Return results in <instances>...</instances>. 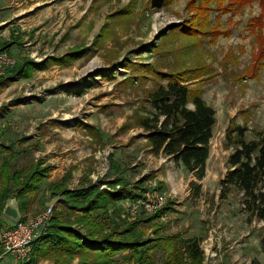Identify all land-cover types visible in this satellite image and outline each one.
I'll list each match as a JSON object with an SVG mask.
<instances>
[{
    "label": "rangeland",
    "instance_id": "obj_1",
    "mask_svg": "<svg viewBox=\"0 0 264 264\" xmlns=\"http://www.w3.org/2000/svg\"><path fill=\"white\" fill-rule=\"evenodd\" d=\"M129 2L0 0V46L14 42L16 55L23 56L19 61L9 48L2 49L15 64L0 76V164L5 160L8 173L21 177L38 161L48 167L42 188L29 196L28 216L50 203L53 212L61 209V195L52 196L47 184L62 181L67 172L68 188L99 182L100 189L112 183L117 189V177L133 183L149 176L148 193L165 197L169 210L165 221L138 226L145 238L198 236L203 264H264V223L248 221L240 193L231 190L219 197L233 150L225 138L230 120L247 127L246 138L264 129V68L257 76L250 74L256 46L247 29L248 19L259 13L257 2L236 14L213 10L209 28L230 29L215 41L178 29L185 22L192 25L188 0L152 8L136 0L132 19L108 18ZM217 14L220 19H214ZM25 59L39 65L27 77L13 74ZM4 73L21 80L13 82ZM178 73L216 112L200 180L149 152L136 123V117L150 112L147 92L166 83L165 75ZM111 154L123 169L118 176L109 168ZM191 181L199 186L197 195ZM153 223L164 229L157 233ZM149 254L156 262L165 256L162 249Z\"/></svg>",
    "mask_w": 264,
    "mask_h": 264
},
{
    "label": "trees",
    "instance_id": "obj_2",
    "mask_svg": "<svg viewBox=\"0 0 264 264\" xmlns=\"http://www.w3.org/2000/svg\"><path fill=\"white\" fill-rule=\"evenodd\" d=\"M135 1L130 0L127 6L115 9L108 18L132 19ZM172 1L143 0V8L160 4L166 6ZM254 2L258 4L259 13L248 19L247 29L253 34L256 46L251 57L250 74L257 76L264 68V0H188L187 8L194 14L192 25L185 22L178 25V29L187 35L203 33L212 36L210 40L215 41L220 34H229L230 29L209 28L212 24L211 12L216 10L236 14ZM214 19H220V15L217 14ZM13 44L11 41L3 43L0 51ZM36 65L39 64L25 59L12 73L27 77L29 70ZM165 76L169 77L166 83H159L147 92L145 101L150 106V112L136 117V123L144 131L149 152L164 156L200 180L205 176L209 143L216 124L215 109L198 90L194 92L189 88V79L181 73ZM93 132L99 136L97 130ZM246 132L247 127L234 123L233 119L225 129V138L233 150L227 157V169L220 179L219 197L226 198L231 190L240 193L241 209L247 212L248 221L258 219L264 223V129L254 130L252 138H246ZM113 156H109V168L115 170L118 176L123 169ZM5 163L3 160L0 164V215L6 200L13 197L23 217L29 196L42 188L43 180L48 176V167L40 166L38 161L21 177L17 172L9 174ZM69 178L67 172L62 181L47 184L52 196L61 195V209L52 212L48 225L32 242L29 259L19 261V264H35L39 257L50 259L52 264H203L204 253L198 236L172 234L147 239L138 229L140 224L159 220L160 214L169 210V206L165 205L150 214L144 210L137 214L130 213L131 199L149 197L145 185L149 176H143L133 183L117 177L115 181L120 183L117 189L113 183L110 189H100L99 182L68 188ZM191 184L196 185L194 195H197L198 184L195 181H191ZM162 229L163 225H155L157 233ZM260 248L264 252V234L260 239ZM151 249L164 251L161 262H156L149 254Z\"/></svg>",
    "mask_w": 264,
    "mask_h": 264
},
{
    "label": "built area",
    "instance_id": "obj_3",
    "mask_svg": "<svg viewBox=\"0 0 264 264\" xmlns=\"http://www.w3.org/2000/svg\"><path fill=\"white\" fill-rule=\"evenodd\" d=\"M15 59L6 50L0 51V76L4 70L12 67ZM116 187H119L118 185ZM166 205V199L162 195L149 193L148 198L135 197L130 201V213L137 214L144 210L147 214L157 212ZM53 212V204H48L32 216L21 217L12 225L5 227L1 232L0 259L11 254L20 262L27 261L31 254L32 242L41 234L48 225ZM165 212L159 216L165 221ZM213 254L216 253L213 251Z\"/></svg>",
    "mask_w": 264,
    "mask_h": 264
},
{
    "label": "crops",
    "instance_id": "obj_4",
    "mask_svg": "<svg viewBox=\"0 0 264 264\" xmlns=\"http://www.w3.org/2000/svg\"><path fill=\"white\" fill-rule=\"evenodd\" d=\"M14 33H18V31H14ZM18 51L17 44H13L11 47H9L10 54L17 56L16 53ZM20 61V59L23 58L21 55L20 57H16ZM4 77L9 80H13V82H19V80L15 79V77L8 76V74L4 73ZM29 215V209L27 208L23 213L22 216H28ZM13 222H11L7 217H5L3 214L0 215V238H1V232L5 227H8L12 225ZM1 242V239H0ZM20 262L11 254H6L0 259V264H19ZM36 264H52L49 260L40 258Z\"/></svg>",
    "mask_w": 264,
    "mask_h": 264
},
{
    "label": "water",
    "instance_id": "obj_5",
    "mask_svg": "<svg viewBox=\"0 0 264 264\" xmlns=\"http://www.w3.org/2000/svg\"><path fill=\"white\" fill-rule=\"evenodd\" d=\"M2 214L7 217L11 222L15 223L21 218L18 207V202L15 198H8L2 209Z\"/></svg>",
    "mask_w": 264,
    "mask_h": 264
}]
</instances>
